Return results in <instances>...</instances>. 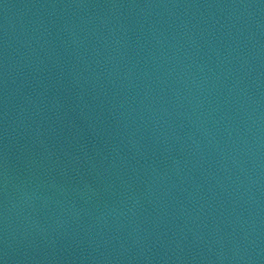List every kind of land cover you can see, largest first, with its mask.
Returning a JSON list of instances; mask_svg holds the SVG:
<instances>
[{"label": "water", "instance_id": "obj_1", "mask_svg": "<svg viewBox=\"0 0 264 264\" xmlns=\"http://www.w3.org/2000/svg\"><path fill=\"white\" fill-rule=\"evenodd\" d=\"M0 264H264V0H0Z\"/></svg>", "mask_w": 264, "mask_h": 264}]
</instances>
